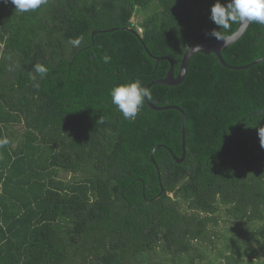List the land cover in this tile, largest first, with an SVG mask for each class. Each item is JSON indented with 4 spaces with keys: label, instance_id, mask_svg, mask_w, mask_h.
<instances>
[{
    "label": "trees",
    "instance_id": "1",
    "mask_svg": "<svg viewBox=\"0 0 264 264\" xmlns=\"http://www.w3.org/2000/svg\"><path fill=\"white\" fill-rule=\"evenodd\" d=\"M244 9L243 0H0V264L185 262L169 258L176 251L194 252L190 264L246 256L255 264L264 256V61L233 70L197 53L180 85L150 87L152 103L187 119L185 160L154 153L160 180L151 152L165 145L182 156L183 116L143 98L170 67L143 43L171 58L177 75L190 47L232 35ZM93 56L130 119L127 135L99 142L65 132L62 118L66 104L88 98V87L75 93L77 66ZM222 57L232 67L264 58V1Z\"/></svg>",
    "mask_w": 264,
    "mask_h": 264
},
{
    "label": "flooded vegetation",
    "instance_id": "2",
    "mask_svg": "<svg viewBox=\"0 0 264 264\" xmlns=\"http://www.w3.org/2000/svg\"><path fill=\"white\" fill-rule=\"evenodd\" d=\"M126 30L133 31L138 36L143 33L141 28L138 29V32L131 28H127ZM96 33L98 32H92L93 37ZM92 47H94V43L90 46H85V48H82L79 51L78 55L73 56L72 61L68 65L71 70L69 73L72 74V70L75 68V62L77 63L78 59L81 57L83 58V55H87L89 49ZM77 68L79 72L75 93H78V91L80 92V88L83 89L84 87H88V91L86 92L88 98L85 99L86 101L82 105L73 106L71 103L65 105L67 111L71 110L68 114L64 113L62 115V118L66 120L64 122L66 128L65 132L83 136L85 139L87 136L93 137L96 142L101 141L100 138L111 134L127 135L126 127H128L130 119L126 110L125 98L121 96L123 92L114 93L116 87L115 81L109 76H107L106 79V76L103 73L106 68L105 65H103L102 68L98 67L96 64V57L93 56L90 58V61H86L84 65H78ZM117 76H119V73H117ZM63 82L67 84L66 80ZM106 95H110L111 98L106 97ZM99 102H102L100 106H98ZM158 103V101H155V104H153L157 106ZM145 104L148 106L146 101ZM143 117L144 116L140 114L137 117L132 116L130 118L131 121L139 120V122H142ZM69 121L74 123L72 124ZM101 148L115 150V148L110 146H101ZM116 180L120 179L116 178Z\"/></svg>",
    "mask_w": 264,
    "mask_h": 264
},
{
    "label": "water",
    "instance_id": "3",
    "mask_svg": "<svg viewBox=\"0 0 264 264\" xmlns=\"http://www.w3.org/2000/svg\"><path fill=\"white\" fill-rule=\"evenodd\" d=\"M263 1L264 0H243V2L245 3V9H244V12L242 14V17L240 19V22H239L235 32L232 35H229L225 38L199 43V44H196V45L190 47L185 52V54L182 58L180 68H179V72L177 75L175 72L174 62L171 58H169L167 56L154 57L150 53V51L148 50L146 45L143 43V46H144L146 52L148 53V55L150 57H152L153 59H155L157 61H164L165 60V61L169 62V64H170L169 70L163 79L153 81L145 88L143 94H144V99H145L146 103L153 110L175 109V110L179 111L183 116L182 134H181L182 135V156L180 158H178L174 154V152L170 148L166 147L165 145H158L151 152L150 160L153 163V165L156 167V170H157L158 175H159V179H160V169L158 168L156 161L154 159V153L157 149L163 148V149H166L171 154V156L173 157V159L177 163H182L185 160V157H186V125H187V119H186L185 112L179 107H176V106L157 107V106H155L148 98V90L150 89L151 86L156 85V84H160V85L167 86V87H173V86L180 85L186 77L187 69H188L191 58L197 53L206 54V55L214 54V55H216L219 62L223 66H225L226 68H229V69H233V70L247 69L250 66H253L255 64L263 62L264 58L256 60L255 62H253L249 65H246V66L232 67V66H229L228 64H226L225 61L223 60V57H222V52L226 48H228L229 46H231L232 44L237 42L245 34V32L249 28L251 22L253 21L255 15L257 14V12H258Z\"/></svg>",
    "mask_w": 264,
    "mask_h": 264
},
{
    "label": "rangeland",
    "instance_id": "4",
    "mask_svg": "<svg viewBox=\"0 0 264 264\" xmlns=\"http://www.w3.org/2000/svg\"><path fill=\"white\" fill-rule=\"evenodd\" d=\"M134 21H136V19H134ZM234 234L232 233V232H230V233H227L226 235H224L223 234V236H224V241H226V242H228V240L229 239H231V237L233 236ZM222 245H224V248L226 249L227 247H229V248H231V246L228 244V243H224V244H222ZM234 247L237 249V250H239V248H241L240 246H239V244L238 243H235L234 244ZM222 248H220V250H221ZM206 252V251H205ZM204 253V252H203ZM183 257V260H185V262H182V263H178V264H190L191 263V260L193 259V258H196V254L194 253V252H192V254H189V255H187V254H185V255H180L177 251L176 252H173V255H170L169 256V258H174V259H179V257ZM239 255H237L236 257H238ZM171 258V259H172ZM243 259V261H241V263L240 264H253V262L251 261V259L250 258H248L247 256H246V258H242ZM197 261H199V260H197ZM254 263L255 264H264V256H261V259L259 260L258 258H255L254 259ZM197 264H200L199 262L197 263Z\"/></svg>",
    "mask_w": 264,
    "mask_h": 264
}]
</instances>
